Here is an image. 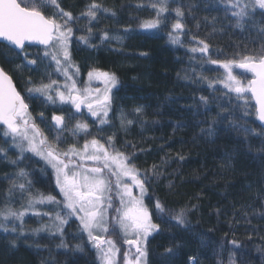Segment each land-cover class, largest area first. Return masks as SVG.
I'll return each instance as SVG.
<instances>
[{"label":"trees","instance_id":"trees-1","mask_svg":"<svg viewBox=\"0 0 264 264\" xmlns=\"http://www.w3.org/2000/svg\"><path fill=\"white\" fill-rule=\"evenodd\" d=\"M97 2L111 11L101 12L92 22L91 42L96 47L89 48L78 44L76 37L88 34V19L80 14L92 0H57L61 8L80 21L75 25L72 45V58L80 68L78 81L84 82L93 68L115 73L120 81L112 90L111 111L115 115L123 113L134 122L127 130L119 129L112 134L116 146L127 153L135 152L133 159L142 170L151 169L153 164L161 166L162 174L159 178L151 177L145 197L154 222L161 225V231L149 238V264H193L192 257L199 264H228L230 255L235 264H264V151H261L264 138L245 136L227 121L217 122L213 135L206 134L222 107L228 109L222 115L243 117L235 123L249 126L244 121H250L251 127L260 129L255 114L243 116L244 108L237 107L241 102L230 99L234 94L228 93L220 83L224 70L208 63L199 52L190 51L201 39L210 44L209 54L213 59L258 51V44L253 42L259 39L256 28L250 24L243 30L237 27L228 0H170L168 11L162 14V22L156 28L142 27L145 22L156 19V9L149 6L152 0ZM176 7L184 11L181 22L185 28L180 43L171 40L175 35L172 25L181 19L175 15ZM44 11L46 15H56L58 10L53 5ZM113 11L115 15L111 14ZM255 20L257 24L264 23L259 12ZM105 32L110 38L101 42ZM27 50L29 58L42 54V48L28 47ZM25 64L22 54L0 43V66L12 76L36 123L51 140L53 115H64L72 125L74 111L68 104H50L37 96L29 98L28 81L47 82L51 77L63 82L64 77L54 66L45 67L38 62V70L33 71ZM233 71L251 77L239 69ZM201 96L208 98L207 106L200 102ZM138 106L143 107L142 114L133 111ZM40 113H43V123ZM3 129L0 125V148L15 160L17 154L5 143L10 138L4 137ZM112 135L107 133L98 139L104 142ZM63 139L66 143L62 147L84 143L83 134L74 138L65 132ZM179 156L183 159H178ZM19 167L29 174L33 193L62 199L52 169L39 157L25 153ZM17 171L16 165L6 160L0 162V209L7 203L9 177L15 178ZM19 196L17 192L12 198L11 206L15 209L25 203ZM157 198L173 213L195 206V211L187 212L188 227L176 226L170 219L162 222L153 204ZM37 207L53 214L59 211L51 204ZM41 223L49 224V217L26 215L25 234L19 235V221H10L9 226L15 224L18 231H0V264H99L95 249L80 232L75 217L64 227L68 248L58 247L59 235L47 231L34 233L32 230ZM113 238L121 247L122 259L128 246L119 236ZM13 239L14 248L11 247ZM232 240L239 243L238 249L233 248ZM77 243L82 245L83 252L74 251ZM168 247L174 248L175 255L166 252Z\"/></svg>","mask_w":264,"mask_h":264},{"label":"snow or ice","instance_id":"snow-or-ice-1","mask_svg":"<svg viewBox=\"0 0 264 264\" xmlns=\"http://www.w3.org/2000/svg\"><path fill=\"white\" fill-rule=\"evenodd\" d=\"M228 3L237 27L243 30L246 24H250L256 28L255 34L259 39L253 42L258 44L259 50L237 53L230 58L213 59L209 54L210 44L201 39L197 40V46L190 51L199 52L208 63L218 65L224 70V79L220 83L228 93L234 94L230 99L241 102L237 107L244 108L243 116L255 114L256 120L260 122V130L251 127L250 121H244L249 126L235 123L243 117L222 115L221 113L228 111L222 107L221 113L216 114L206 134L213 135L217 122L227 121L245 136L264 138V23L257 24L255 20L257 12L264 17V0H228ZM169 4L170 0H152L149 6L156 9V19L145 22L142 27H158ZM53 5L58 10L57 14L46 15L44 9ZM109 11L111 10L104 8L97 0H92L80 14L88 19V34L77 36L76 42L89 48L96 47L91 42L92 22L97 20L101 12ZM174 11L176 17L181 19H177L172 25L175 35L171 36V40L173 43H180V36L185 28V24L181 22L184 11L180 7H176ZM111 14L115 15V12ZM79 22V18L61 8L57 0H0V42L22 54L26 61L25 67L31 66V70L36 71L39 62L45 67L54 66L55 71L64 77L63 82L49 77L47 82L41 80L35 84L29 79V98L37 96L43 97L50 104H68L74 109L71 119L75 120L74 124L69 125L64 115H53L54 124L50 130L54 135L49 140L29 111L25 97L17 91L12 76L0 67V125L4 126V137L10 138L5 143L10 144L17 154V159L12 160L7 150L0 148V162L6 160L18 168L15 178L9 177L11 187L7 190V203L0 209V231L16 233L17 226L12 224L10 227L9 222L19 221V235H24L26 215L47 216L50 223H41L40 227L32 231H47L52 235H59L58 247L68 248L64 239V227L75 217L79 221L80 232L95 249L99 264H149V238L161 231V225L154 222L145 197L151 177L159 178L162 174L161 166L153 164L151 169L138 168L133 159L135 152L127 153L118 148L115 135L101 142L92 136L90 126L83 116L76 115L82 114L86 109L98 124H108L113 100L112 90L120 83L115 73L93 68L87 73L88 85L78 86L80 68L72 58V45L75 25ZM109 38L105 32L101 36V42ZM32 45L42 46V54L36 58H29L26 46ZM234 69L250 73L251 77L237 75ZM93 81L99 82L103 87H91ZM209 86L213 87V82L209 81ZM199 99L202 104L208 105L207 97L201 96ZM133 111L142 114L143 107L138 106ZM40 116L43 123V113ZM133 122L121 113L122 129L127 130ZM65 132H70L74 138L83 134L84 143L80 146L72 143L62 147L66 143L63 139ZM132 147L135 148V145ZM261 151H264V143ZM25 153L39 157L52 169L55 185L62 199L57 200L51 194L33 193L29 174L19 167V161L25 159ZM178 159L182 160L183 157L179 156ZM166 163L167 161H162V164ZM171 186L169 183V187ZM17 192L20 194L19 199L25 201L20 209L11 206L12 198ZM46 204L55 205L59 211L53 214L52 211H41L37 207ZM153 204L157 217L162 222L170 219L175 221L176 226L185 228L188 227L187 212L195 211V206H192L173 213L158 198ZM116 236L128 246L122 259L121 247L113 238ZM230 243L234 249L240 247L235 240ZM11 247H16L15 239L11 241ZM74 251L83 252L84 248L77 243ZM166 252L175 255L173 247H168ZM217 254L219 255V250ZM191 259L193 264H199L194 257ZM228 264H235L231 255Z\"/></svg>","mask_w":264,"mask_h":264},{"label":"rangeland","instance_id":"rangeland-1","mask_svg":"<svg viewBox=\"0 0 264 264\" xmlns=\"http://www.w3.org/2000/svg\"><path fill=\"white\" fill-rule=\"evenodd\" d=\"M78 80H79V76H78ZM88 85V78H85V81L80 83L78 81V86L80 87H85ZM103 87V85L99 84V82L97 81H93L91 87L95 88V87ZM113 95V94H112ZM113 102V100H112ZM72 111H74V109L71 107ZM84 117V120L89 124L90 126V131L91 133L96 137H101V135L105 136L107 135V133H109V135L114 134L116 131H118L119 129L122 130L121 126H120V117H121V113L115 115L113 114L112 111H110L109 113V120L110 122L108 124H104V125H100L95 121V118H92L90 116V114L87 113L86 109L83 110L82 114ZM66 120V118H65ZM122 131H125L124 129ZM102 142V140H101ZM146 201V200H145ZM146 203V202H145Z\"/></svg>","mask_w":264,"mask_h":264},{"label":"water","instance_id":"water-1","mask_svg":"<svg viewBox=\"0 0 264 264\" xmlns=\"http://www.w3.org/2000/svg\"><path fill=\"white\" fill-rule=\"evenodd\" d=\"M1 44H5V43H3V42H0ZM6 45V44H5ZM27 48L28 47H36V48H42V46H38V45H32V46H26ZM17 52V51H16ZM1 67V66H0ZM240 71H243V70H241V69H239ZM13 83H14V81H13ZM14 85H15V83H14ZM16 87V86H15ZM17 89V88H16ZM18 91V90H17ZM257 123L258 124H260V122L257 120ZM54 124V121L52 120V125ZM3 126V125H2ZM4 127V126H3Z\"/></svg>","mask_w":264,"mask_h":264}]
</instances>
